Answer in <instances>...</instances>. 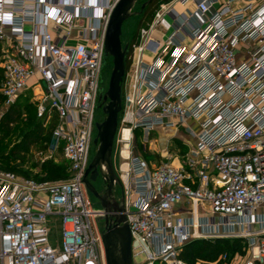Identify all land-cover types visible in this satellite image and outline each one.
I'll use <instances>...</instances> for the list:
<instances>
[{"label":"built area","instance_id":"1","mask_svg":"<svg viewBox=\"0 0 264 264\" xmlns=\"http://www.w3.org/2000/svg\"><path fill=\"white\" fill-rule=\"evenodd\" d=\"M119 1L0 0V16L11 14L0 19L3 108L34 89L45 125L57 119L56 145L41 158L60 150L70 172L48 180L0 169V264H107L105 224L101 233L94 222L106 217L113 226L122 214L133 264L140 254L141 264H186L184 246L218 239L243 246L212 264H264V0H193L185 12L174 3L191 0L159 7L123 83L115 139L123 210H95L84 178L96 110L108 103L101 98L105 39ZM160 128L195 138L179 165L152 167L133 152L136 131ZM178 203L189 207L187 216ZM53 220L62 231L56 244Z\"/></svg>","mask_w":264,"mask_h":264},{"label":"water","instance_id":"2","mask_svg":"<svg viewBox=\"0 0 264 264\" xmlns=\"http://www.w3.org/2000/svg\"><path fill=\"white\" fill-rule=\"evenodd\" d=\"M137 1L120 0L112 12L106 31L103 67L109 56L113 57L114 67L109 88L104 95L101 93V98L108 101V103L103 107L106 114L105 120L97 123L98 133L94 144L98 146V149L84 178L87 189L105 209L113 206L116 209L123 210V206L119 204L115 196L116 186L122 184L115 170L113 150L119 126V115L122 111V90L126 77V58L129 54L128 44L124 46L122 42L123 25L127 19L135 14L133 9ZM151 1L147 0L138 13H142ZM100 174L106 183L102 191L97 190L91 182L97 180ZM111 201H113V204ZM100 220H104L105 224L103 241L107 264H133L132 234L126 215L122 214L117 217L118 223L113 226L106 217Z\"/></svg>","mask_w":264,"mask_h":264},{"label":"rangeland","instance_id":"3","mask_svg":"<svg viewBox=\"0 0 264 264\" xmlns=\"http://www.w3.org/2000/svg\"><path fill=\"white\" fill-rule=\"evenodd\" d=\"M143 0H138L135 4V7L133 9L134 15L127 19L124 22L123 25V34H122V42L123 45H129L131 42V38L133 33L136 30V24H137V15L138 12L140 11V6L141 2ZM167 19L173 24V19L171 16L167 15ZM173 29V28H172ZM168 33L165 34L167 36ZM76 35V32L74 33ZM166 38V37H165ZM71 43V42H70ZM113 57L109 56L107 59V62L103 68V86L105 88V91L108 90L109 88V83H110V78L111 74L113 71ZM39 100L38 96L35 93L34 89H29L26 91L18 100V106L22 112V117L21 121L18 122L17 124H14L12 128L2 126L0 125V158L3 160L5 157H8V160L10 162L13 161V155L12 152L16 148L17 144L25 138V136H34V137H39L41 134H38L39 128L37 127V123L39 118L43 119V126H45V119L39 115L38 111V105H39ZM120 112V116H121ZM95 122L103 121L106 118V114L103 110V107H100L96 110L95 114ZM186 134V132L181 131ZM174 132H166L164 135H162L161 131H157V133H152L151 135L147 136L143 131L138 130L135 132V139L133 140L132 148L133 152H137L142 157L147 161V163L150 166L158 165L159 163L162 162H171L169 160V154L176 150L177 148H174V150H171L168 152V148H173V144L170 145L169 147L166 146V141L169 136H172ZM97 135V132L94 133V137ZM183 140L185 141H190V138L186 136H180ZM147 140V141H146ZM44 142L43 136H40V143ZM49 143V148L54 147L56 145V140L53 137ZM146 145V146H145ZM147 147V154L144 153V150ZM180 147L182 145L180 144ZM120 149L121 146H119L116 142L114 145V150H113V161H114V166L117 175H120V165L123 162V160L120 157ZM136 149V150H135ZM185 148L182 147V151H184ZM41 152L39 151L36 146H32L30 149V152L21 157V160H24V165L22 172L26 173L29 172L30 174H40L41 172H44L43 170V163L48 160V159H43L41 158ZM97 152L96 145H93L91 155H90V161L93 160L95 157V154ZM50 160H53L55 162H58L59 164L64 165L65 164V158L63 157L62 153L60 150L56 151L54 154L53 158H50ZM15 164V163H13ZM124 166H127V163L124 164ZM5 167V166H3ZM6 168V167H5ZM94 185L96 188L100 191H102L105 188V180L103 176L100 174L97 180L93 181ZM123 195V189L121 186L117 185L115 188V196L118 200H121ZM88 196L90 197L92 203H93V209L99 210L102 208L100 205L98 199L88 190ZM191 208V207H190ZM189 209V207L187 208ZM182 213L185 212V210H180ZM94 224L97 226L98 230L102 233L104 230V223L102 221H98L97 219L95 220ZM52 229H53V234L51 236L53 242L56 244L60 242L61 240V224L59 222H54L52 223ZM135 263L136 264H141L145 260V255L140 254L135 257Z\"/></svg>","mask_w":264,"mask_h":264},{"label":"trees","instance_id":"4","mask_svg":"<svg viewBox=\"0 0 264 264\" xmlns=\"http://www.w3.org/2000/svg\"><path fill=\"white\" fill-rule=\"evenodd\" d=\"M147 0L141 2L140 10L142 5ZM170 0H152L142 11L137 15V24L136 30L132 35L131 42L129 43V54L126 58V72L129 71L132 62H133V53L134 47L138 44L140 39V33L142 29H147L159 7L163 3H167ZM0 56H1V46H0ZM4 79V71L0 65V89ZM28 91V90H27ZM22 96V95H21ZM20 96V97H21ZM18 98V100L20 99ZM18 100L11 106L5 107L4 102L5 98L0 92V125L10 127L14 124H17L21 121L22 112L18 106ZM39 128L38 134L43 136L44 142L40 143V136L34 137L32 135L25 136L13 150V164L8 160V157H5L3 160L0 158V169L13 171L20 175H25L27 177H34L36 179H48L56 180L61 178H67L70 175L69 164L65 161V164H59L53 160H46L43 163V170L40 174H30L29 172L23 173L22 167L24 165V160H21L22 156L27 155L30 152L32 146H36L39 151H47L49 148V143L53 138V133L57 126V119L54 117L51 122L43 126V119L39 118L38 123L36 124ZM146 146V145H145ZM144 153L147 154V147L144 150ZM5 166V167H3ZM243 241L241 239H218V240H194L184 246L181 252V258L186 261V264H212L219 259V257L225 253H234L235 250L242 248Z\"/></svg>","mask_w":264,"mask_h":264},{"label":"crops","instance_id":"5","mask_svg":"<svg viewBox=\"0 0 264 264\" xmlns=\"http://www.w3.org/2000/svg\"><path fill=\"white\" fill-rule=\"evenodd\" d=\"M174 7L176 8V10H178L179 12H185L187 10V8H194V5H193V0L187 2V3H181V2H175L174 3ZM7 30H9L7 28ZM71 43H74V41H71ZM2 47H3V44H2ZM161 131L162 135H164L167 131L168 132H174V134L172 136H169L167 138V141H166V146L169 147L170 145H174L172 146L173 148H168V152H170L171 150H174V148H177L176 150L172 151L170 154H169V160L175 164V165H179L181 163V158L182 156L187 152L189 151L190 148L194 147V144H195V138L189 134H185L183 132H181V130H177V129H171V128H160L158 129L157 131ZM157 133V132H155ZM186 136L188 138H190V141H185L183 140L180 136ZM180 144L182 145L184 149V151H182V147H180ZM160 164V163H159ZM158 164V165H159ZM156 166V165H154ZM153 167V166H152ZM123 169H127L126 166H123ZM175 209L182 213V211L180 210H185L184 213H182L183 215H188L189 214V209H187L185 207V203H178L176 204L175 206Z\"/></svg>","mask_w":264,"mask_h":264},{"label":"clouds","instance_id":"6","mask_svg":"<svg viewBox=\"0 0 264 264\" xmlns=\"http://www.w3.org/2000/svg\"><path fill=\"white\" fill-rule=\"evenodd\" d=\"M54 11V10H53ZM52 13L50 12V15H51ZM0 19H3V20H5V21H10L11 20V14L10 13H8V14H4L3 16H0ZM260 21L259 20H257V23H259Z\"/></svg>","mask_w":264,"mask_h":264},{"label":"bare ground","instance_id":"7","mask_svg":"<svg viewBox=\"0 0 264 264\" xmlns=\"http://www.w3.org/2000/svg\"><path fill=\"white\" fill-rule=\"evenodd\" d=\"M129 135H130V134H129V131L126 130V136H127V138H129ZM127 140H128V139H127ZM124 164H126V163H124ZM124 164H123V166H124ZM123 166H122V167H123ZM127 166H128V165H127ZM127 168H128V167H127ZM123 170H124V169H123ZM125 170H127V169H125ZM125 170H124V171H125Z\"/></svg>","mask_w":264,"mask_h":264},{"label":"flooded vegetation","instance_id":"8","mask_svg":"<svg viewBox=\"0 0 264 264\" xmlns=\"http://www.w3.org/2000/svg\"><path fill=\"white\" fill-rule=\"evenodd\" d=\"M99 177V176H98ZM92 182V184L94 185V183H93V181H91ZM95 186V185H94ZM96 187V186H95ZM97 189V188H96ZM98 190V189H97ZM100 191V190H99ZM120 201V200H119Z\"/></svg>","mask_w":264,"mask_h":264}]
</instances>
